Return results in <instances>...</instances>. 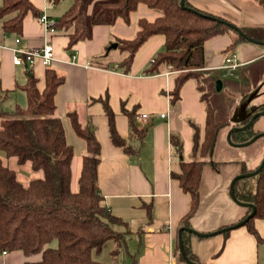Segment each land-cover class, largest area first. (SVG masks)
I'll use <instances>...</instances> for the list:
<instances>
[{
	"label": "crops",
	"instance_id": "crops-1",
	"mask_svg": "<svg viewBox=\"0 0 264 264\" xmlns=\"http://www.w3.org/2000/svg\"><path fill=\"white\" fill-rule=\"evenodd\" d=\"M189 1L195 8L227 18L237 26H255L259 24L257 17H261L263 23L260 25H264L259 8L256 9L251 0ZM33 3L42 13L52 16L48 13L50 8H46L52 2L33 0ZM92 10L90 5V15ZM156 15L145 5H140L129 22L117 19L112 23L103 21L91 25L89 37L81 39L69 49L67 34L48 32L39 22V17L35 18L29 12L23 23L21 40L17 43L13 39V46L23 49L53 45L55 59L50 68L65 76L55 95V115L63 119L67 141L74 146V166L78 173H81L83 156L88 153L87 144L72 129L68 111L75 110L82 122L90 123L94 128L100 143L98 186L112 212L127 219L136 229L146 220L143 204H152L154 222L144 226L141 234L127 236L128 258L127 255L121 256L124 264L132 261L131 253L135 258L133 264H192L180 255L178 249L179 230L192 198L189 192L183 190L173 172L181 171V160L187 162L193 159L194 124L198 126L200 142L204 138L207 109L198 90V82L194 78L187 79L180 90V99L172 102L171 90L175 86L176 73L170 69L152 75L145 73L156 52L164 49L166 38L161 33L154 34L139 47L128 71L118 64L123 55L120 49L111 48L108 51L110 44L118 42L117 39L132 38L136 34L139 17L146 16L153 20ZM7 37L0 19V89L8 93L4 99L15 95L16 100L22 102L26 100V94L19 96L18 91L22 89L18 86L27 81L31 71L37 78L39 89H44L45 70L48 67L40 61L30 69L14 64L11 48H2L6 46ZM233 41V33L226 31L204 43L205 73L202 78L205 81L202 83L215 109V117L218 111L216 100L221 93L225 92L229 101L228 115L223 119L229 122V126L220 132L218 146L224 141L226 149L233 154H216L214 158H206V161L219 162L216 166L205 162L202 167L200 204L189 218V227L208 234L198 236L190 232L187 238L201 264H264V241L259 243L247 226H235L227 235L224 232L225 228L246 217L248 212V207L238 204L230 196L231 180L241 174L239 160L255 168L264 155L262 149L253 156L248 146H232L226 138L230 128L264 109V45L242 40L229 49ZM230 55L236 66L225 68V60ZM18 67L24 68L26 75L17 72ZM245 67L249 68L251 75L244 76L250 86L239 84L241 89H236L235 81L231 78H234V74L238 76ZM218 78L223 80L220 91L216 90L214 84ZM106 96L119 135L137 149L135 153H126L111 141L109 117L103 101L97 99ZM123 107L126 110L135 109L138 115L149 114L147 121L138 120V126L146 128L141 141L131 137L129 116ZM254 122L255 129L264 132V114ZM174 135L182 142L181 152L174 146ZM254 225L260 236L264 237V219L256 218ZM110 244L109 250L113 248V244ZM39 258L30 257L34 260ZM27 259L21 251H0V264H23Z\"/></svg>",
	"mask_w": 264,
	"mask_h": 264
},
{
	"label": "trees",
	"instance_id": "trees-1",
	"mask_svg": "<svg viewBox=\"0 0 264 264\" xmlns=\"http://www.w3.org/2000/svg\"><path fill=\"white\" fill-rule=\"evenodd\" d=\"M48 1L58 4L62 0ZM256 2L264 9V0ZM179 3L180 0H74L65 13L56 18L54 33L67 34L68 48L71 49L81 39L89 37L91 25L95 23H112L117 19L129 22L140 5L157 12L153 20L146 16L138 18V30L132 38L117 39L116 48L123 54L118 64L128 71L139 47L154 34L161 33L166 38L164 49L156 52L145 73L152 75L163 69L178 72L174 80L175 86L171 90L172 102L180 99V90L187 79L194 78L198 82V90L201 91L207 109L204 138L200 142L198 126L193 123V159L187 162L181 160V171L173 172L183 190L189 192L192 198L188 214L182 220L183 226L189 227V218L200 204L202 167L205 162L214 166L219 162L206 161V158L216 156L218 136L229 126L227 120L216 119L215 109L210 104L208 91L201 80L203 73L197 74L195 70L205 67L204 43L213 36L226 31L232 32L234 41L229 49L248 39L231 26V23H235L229 19L195 8L189 0H185L186 7H180ZM91 4L94 5L90 15L88 8ZM29 12L35 18L42 14L33 0H2L0 19L5 36L21 37L23 23ZM238 27L249 37L264 41V25ZM110 63L111 61L107 66ZM45 71L44 89H39L37 78L31 71L27 81L18 86L26 93V106L16 104L12 115L8 116L0 105V150L7 158L15 157L20 165L30 161L33 169L44 173L41 178H34L24 185L16 170L8 166L0 156V251H21L28 258L23 264H118L119 256H128L127 236L132 233L141 234L144 226L154 222L152 204H143L146 220L136 229L127 219L112 212L98 186L100 143L92 125L82 122L75 110L68 111V118L72 129L87 144L88 153L83 156L78 177L79 188L75 190L72 187L75 149L67 141L63 119L55 115V95L65 81V76L54 68L48 67ZM3 94L5 98L8 93L5 91ZM97 99L103 101L105 113L109 117L111 141L121 146L126 153H135L137 149L121 138L115 127L114 113L107 96ZM123 111L129 116L131 137L141 141L146 128L138 126V112L124 107ZM251 116L244 118L238 125L246 124ZM259 132L254 123L249 128L234 131L231 138L236 143H243ZM172 140L177 151L181 152L182 142L179 137L174 135ZM256 145L257 148L252 151L253 156L262 149L264 154V134L250 146ZM239 162L241 173L244 174L256 170L260 164L252 168L244 160ZM234 193L240 201L255 205V215L244 225L261 243L264 237L257 231L254 220L264 219V165L256 175L239 178L235 183ZM247 210L248 214L251 208L248 207ZM232 229L233 226H228L224 231L225 235ZM189 234L190 232L183 231L185 254L200 263L191 250L187 239ZM108 243L113 244L110 250L112 263L95 257ZM178 249L180 250L179 244ZM35 255L40 258L30 259V256ZM129 255L132 258L130 264H133V253Z\"/></svg>",
	"mask_w": 264,
	"mask_h": 264
},
{
	"label": "rangeland",
	"instance_id": "rangeland-1",
	"mask_svg": "<svg viewBox=\"0 0 264 264\" xmlns=\"http://www.w3.org/2000/svg\"><path fill=\"white\" fill-rule=\"evenodd\" d=\"M73 2H74V0H62L58 4H51V3L49 4L48 3L46 8H48V9L50 8L49 11H48L49 14H52V16L58 18V17L62 16L65 13V10L68 9L73 4ZM250 2H252V4H254V6H256V9H257V7L259 8V11L261 12V16L264 18V9L261 6H259V4L256 2V0H251ZM1 3H2V0H0V5H1ZM91 5H94V4H91ZM153 11L156 12L155 10H153ZM257 20L259 21V24L263 23L262 20H261V17H257ZM13 39H15V37L13 35L8 36L6 38V40H5V43H6L5 45L6 46H3L2 48H6V50H8V48H11V50L13 48H16V46H13L14 45ZM5 58L7 59V55H6ZM2 60H3V58H1V62H2ZM17 72H19L20 74L22 73V74L26 75V72H25L24 68L18 67L17 68ZM200 72L205 73L204 69L195 70V73H197V74L200 73ZM175 73L177 74L178 72L176 71ZM245 75L251 76L249 74V68H246V67L243 68L238 76H236L234 74V78H236V79L231 78L233 81H235L236 89H241L239 84H241L242 86H246V85L250 86V83L248 81H246V79L244 77ZM201 79L203 81H205L203 78H201ZM213 82H214V80H213ZM255 83H257V82H255ZM214 84H216V83H214ZM25 94L26 93L23 90L18 91V95L19 96H22V95H25ZM221 94L222 95H220V97H218V99L216 100L217 109H218V111L216 113V119L217 120L226 119L227 115H228V106H229L228 97L225 94V92H223ZM3 96H4V94H3V92L0 89V105H1V109H3L7 113L8 116L12 115V112L14 111L16 104L20 103V105L22 107L27 105V101L25 99L22 102H19V101L16 100L15 95H10V97L7 98V99H4ZM236 119H238V118H235V120ZM261 146H262V144H261ZM218 147H220L219 149H216V154L218 156H225V155L226 156H230L231 154H233V152H231V150L229 151L228 149H226V143L224 141H222L221 144L219 143V146H217V148ZM247 148H250L248 150H250L252 152V151H254L257 148V145L256 146H250L249 145ZM0 156L2 157V159L5 161V163L8 166H10L11 168H14L16 170L17 174L19 175L20 181L24 185H27L30 182V180H32L34 178H41V176L44 175L42 170L33 169L30 161L26 162V164L20 165L17 162L15 157L7 158L5 153L3 151H1V150H0ZM73 172H74V175H73V178H72V187L75 190H77L79 188L78 187V177H79L80 173H78L76 171V167L75 166H73ZM109 244L110 243H108V245H104V247H102V250L99 252L98 255H95V257L96 258L98 257L101 261L103 260V261L112 263L113 259L110 256ZM30 257H32V256H30ZM33 257L34 258L38 257V255H35ZM119 258H120V260H119L118 264H124V258L121 257V256H119ZM126 258H128V256ZM32 260H34V259H32Z\"/></svg>",
	"mask_w": 264,
	"mask_h": 264
},
{
	"label": "water",
	"instance_id": "water-1",
	"mask_svg": "<svg viewBox=\"0 0 264 264\" xmlns=\"http://www.w3.org/2000/svg\"><path fill=\"white\" fill-rule=\"evenodd\" d=\"M180 7H186L185 5V0H180V3H179ZM194 9V8H192ZM231 26L237 30V32L240 34V35H243L245 38L248 39V41L252 42V43H258V44H262L264 45V41H260L258 39H255L253 37H249L248 35H246V33H244L242 31V29H240L238 26H236L235 24H232L231 23ZM118 46V42H113L110 44L109 46V50L111 48H116ZM223 87V80H221V78H218L216 79V90L217 91H220ZM264 114V109L262 110H259L258 112H255L254 114H252L250 120L242 125V126H234L232 128L229 129V132L226 136L227 140H228V143L232 146H235V147H239V148H245L246 146H249L251 144H253L255 141H257L259 139V136L263 135L264 132H259V134H256L255 136H253V138L247 140V141H244L243 143H236L233 141V139L231 138V134L236 131V130H244L246 128H249L250 126H252L256 120V118H258V116L260 115H263ZM263 165H264V156L262 158V160L260 161V164L258 165L259 167L254 170V171H251V172H246L245 174L244 173H241L239 175H236L232 180H231V185H230V196L233 197V199L240 205H243L244 207H250L251 208V211L247 214V217H245L244 219H242L241 221L233 224V227L235 226H241V225H244L247 220H249L251 217H253L256 213V207L253 203H250V202H242L240 201L237 196H235V193H234V186H235V183L237 182V180L239 178H244L246 176H254L256 175L257 173H259L262 168H263ZM227 229V228H225ZM183 231H187V232H192L198 236H204V235H207L208 233H201L197 230H195L194 228L192 227H185V226H181L180 230H179V235H178V242H179V245H180V253L181 255L186 259V261L188 263H192V264H199L195 261H193L191 258H189L188 256H186L185 254V251H184V242H183ZM221 231V230H220Z\"/></svg>",
	"mask_w": 264,
	"mask_h": 264
},
{
	"label": "built area",
	"instance_id": "built-area-1",
	"mask_svg": "<svg viewBox=\"0 0 264 264\" xmlns=\"http://www.w3.org/2000/svg\"><path fill=\"white\" fill-rule=\"evenodd\" d=\"M39 22L41 23V25L45 28V30H47L48 32H55L56 27V18L55 17H50L48 14L46 13H42L39 17ZM21 40V37H16L15 38V42H19ZM54 48L53 45L50 44H46L44 46L41 47H37V48H13L12 49V58H13V62L14 64L18 65V66H24L27 69H30V67L34 64L37 63L38 61L42 62L43 65H45L46 67H51L53 60L55 59L54 56ZM227 67H232V66H236L233 63V58L232 55L228 56L225 60L224 63ZM229 72V71H228ZM164 116V114H162ZM149 119V114L148 113H141L138 116V120L139 121H147ZM6 253V252H3Z\"/></svg>",
	"mask_w": 264,
	"mask_h": 264
}]
</instances>
